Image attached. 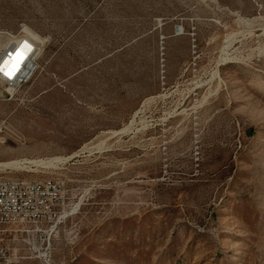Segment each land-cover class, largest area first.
Here are the masks:
<instances>
[{
	"label": "rangeland",
	"instance_id": "obj_1",
	"mask_svg": "<svg viewBox=\"0 0 264 264\" xmlns=\"http://www.w3.org/2000/svg\"><path fill=\"white\" fill-rule=\"evenodd\" d=\"M22 29L0 177L62 186L49 264H264V0H0Z\"/></svg>",
	"mask_w": 264,
	"mask_h": 264
},
{
	"label": "built area",
	"instance_id": "obj_2",
	"mask_svg": "<svg viewBox=\"0 0 264 264\" xmlns=\"http://www.w3.org/2000/svg\"><path fill=\"white\" fill-rule=\"evenodd\" d=\"M25 30L15 34L0 52V58L8 54L0 67L8 59V67L15 69L12 75L5 70L0 72V81L9 88L11 95L30 82L39 68L43 42ZM63 204L62 186L53 179L0 177V264L32 257L41 258L44 264H49L52 224ZM20 237L28 242L32 255H21L18 248L11 246L12 241Z\"/></svg>",
	"mask_w": 264,
	"mask_h": 264
},
{
	"label": "bare ground",
	"instance_id": "obj_3",
	"mask_svg": "<svg viewBox=\"0 0 264 264\" xmlns=\"http://www.w3.org/2000/svg\"><path fill=\"white\" fill-rule=\"evenodd\" d=\"M176 30H177V34H182L180 28H177ZM25 31L28 32V34L32 35L34 38H36V39L40 40L41 42H43V39H42V38H40L38 35H36V34H34L33 32H31L30 30L26 29ZM14 36H15V34H13V33H7L8 42H7V44H6L3 48H5V47L9 44L10 39H12ZM7 55H8V54L6 53L4 56H2V57L0 58V63H2V62L6 59V56H7ZM7 64H8V59L4 62V64H3V68H4L5 72H7L8 74L12 75L15 69L10 68V66L8 67ZM16 66H17V65H16ZM9 70H12V71H9ZM122 130H123V129H122ZM119 131H121V130H119ZM119 131H116V132H119ZM51 161H52V160H51ZM33 162H34V161H33ZM33 162H32V163H33ZM36 162H38V164H39V162H41V161H36ZM43 162H44V161H43ZM18 163H19V162H18ZM9 164H11V163H9ZM12 164H13V163H12ZM36 164H37V163H36ZM42 164H43V163H42ZM4 165H5V164H4ZM6 165H8V164H6ZM10 166H11V165H10Z\"/></svg>",
	"mask_w": 264,
	"mask_h": 264
},
{
	"label": "snow or ice",
	"instance_id": "obj_4",
	"mask_svg": "<svg viewBox=\"0 0 264 264\" xmlns=\"http://www.w3.org/2000/svg\"><path fill=\"white\" fill-rule=\"evenodd\" d=\"M0 72H4V68L3 67H0ZM7 74V73H5Z\"/></svg>",
	"mask_w": 264,
	"mask_h": 264
}]
</instances>
